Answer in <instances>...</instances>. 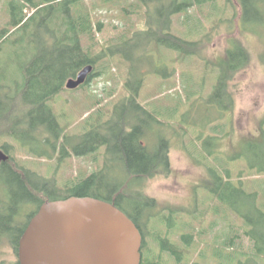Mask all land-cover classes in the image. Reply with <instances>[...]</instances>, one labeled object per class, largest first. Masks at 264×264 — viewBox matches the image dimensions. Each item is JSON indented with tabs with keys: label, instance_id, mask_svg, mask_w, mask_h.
<instances>
[{
	"label": "trees",
	"instance_id": "obj_1",
	"mask_svg": "<svg viewBox=\"0 0 264 264\" xmlns=\"http://www.w3.org/2000/svg\"><path fill=\"white\" fill-rule=\"evenodd\" d=\"M137 1L130 5L133 10H129L130 6L124 10L135 12L144 9L147 15L145 29L135 31L131 36L122 35L117 40L111 39L109 43L100 47L103 48V52L94 51L96 41H93L88 48L83 44L84 37L96 40L97 33L102 32L104 27L102 21L94 22L93 12L87 8L85 0L9 1L10 21L6 27H0V52L10 44L13 46L24 44L21 48L26 55V40L28 45L33 46V50L30 51L31 55L27 61L25 56L20 63V69L11 76L12 78L0 77V124L2 122L9 124L12 136L24 147H29V151L37 156L52 158L53 152L60 149L59 162L62 163L69 155L68 150L70 153L83 156L93 155L100 147H105L106 163L100 171L92 172L89 176L62 188L58 187L55 180L43 177L30 168L11 164V158L8 161H0V243L7 240L18 254L20 237L23 236L25 228L42 204L71 196H90L113 203L137 224L143 236L141 264H168L165 255L176 260L177 264L186 262L190 256L183 254L193 247L194 232L186 230L188 228L185 222L177 219L176 211L171 210L167 215L162 212L152 214L151 210L156 206V201L132 192V189L145 177L170 172L171 138L164 132H158L154 137L151 131L158 127H174L176 123L183 131L182 135H189L192 139L189 149L192 146L199 152L196 155L197 161L210 175L201 188L204 186L208 190L214 202L222 203L227 209L243 218L248 228L245 234L254 245V249L244 250L236 246L233 239L226 240L225 247L229 249V253L225 254L223 245L217 254L219 258L217 264H264V245L255 228L258 221L264 220V203L261 201V195L259 198L260 191H257L258 189L250 191L244 186L242 179H233L232 171L228 166H224L226 169L224 174H221L218 155L211 151L205 152L203 146L198 143L200 132L194 134L193 129L197 131L194 120H185L184 116H181V120H162L142 104L137 96L144 78L141 63L148 59L152 63L151 59L156 49H160V53L163 48L177 51L178 56L175 61H185L189 56L197 54L198 43L201 40L194 41L173 33V17L183 12L189 14V10L195 5L202 6L207 2L217 1ZM240 5L243 25L246 26L254 21L252 14L258 17L256 21L264 22V0H240ZM244 29L254 32V29L246 27ZM231 43L225 53L226 57L217 65V82L207 98L208 105L215 106L221 112L234 108V97L230 92L232 79L236 72L246 69L250 62L248 49L237 40ZM108 54H121L122 58L129 62V78L126 81L129 96L114 106L108 120H102L100 112L96 122H87L80 134L69 136L51 101L66 88L70 78L77 77L78 73L89 64L96 66L98 60ZM100 69L96 67L86 83L80 87L87 86L95 76L100 75ZM161 70L155 68L153 71L161 73L164 77L173 74L167 68L161 67ZM8 112L12 116H6ZM189 121H193L195 126L185 124ZM214 121L213 118L210 123ZM225 125H213L211 128L213 132L208 139L220 140L221 145L228 133ZM42 136L44 141H40ZM75 138L76 140L71 143ZM259 138L264 141V129ZM35 144H42L45 149L43 151L36 149ZM251 145L255 146L253 142ZM68 146L71 147L67 148ZM2 148L8 150L5 145ZM254 154L256 161H252L251 168L258 174L264 175V150L254 151ZM8 155L11 157L10 154ZM243 156L247 157V154L243 152ZM113 172L124 173L128 181L124 180L116 184L109 182L107 177ZM233 194L240 198L229 196ZM129 202L138 205L136 210L127 206ZM29 203L36 205L37 211L27 214V222L21 223L17 217ZM143 209L151 212L143 214L142 212L145 211ZM154 219L159 220L160 223L153 225L151 222ZM161 225L166 227L165 232L158 230ZM180 231H183L180 234L183 247L170 237L173 232L177 235ZM149 236L155 237L159 251L155 252L148 245ZM16 264H20L19 259Z\"/></svg>",
	"mask_w": 264,
	"mask_h": 264
},
{
	"label": "rangeland",
	"instance_id": "obj_2",
	"mask_svg": "<svg viewBox=\"0 0 264 264\" xmlns=\"http://www.w3.org/2000/svg\"><path fill=\"white\" fill-rule=\"evenodd\" d=\"M9 1L0 0V27H6L10 21ZM136 1L85 0L87 8L93 12L94 22L100 20L104 23V27L102 32L97 33L96 40L84 37V46L88 48L93 41H96L94 51L103 52V48L100 47L102 44L109 43L111 39L117 40L122 35L131 36L133 32L145 29L147 15L144 9H138L135 12L124 10ZM216 1V3L207 2L202 6L195 5L189 10V14L183 12L173 17V33L186 39L201 40L198 43L197 54L178 62L175 61L178 56L177 51L163 48L160 53V49H156L151 59L152 63L150 59L141 63L144 78L137 96L142 104L162 120H181V116H184L185 120H194L197 124V131L193 129L194 134L200 132L198 143L203 146L205 152L211 151L218 155V167L221 174H224L225 167L228 166L232 171L233 179H242L244 186L250 191L254 189L260 191L259 198L261 195V201L264 203V175L258 174L251 168L252 161H256L254 151L264 150V141L259 138L264 129V22L256 21L258 17L252 14L254 21L245 26L240 17L242 15L240 0ZM214 4L216 6H213ZM130 7L129 10H133L132 6ZM244 27L254 29V32L245 30ZM234 40L248 49L250 62L246 69L235 73L230 85L235 106L232 110L224 111V114L215 106H209L207 98L217 82V65L226 57L225 53ZM25 44L26 55L21 48L24 44L16 46L10 44L8 48L0 52L2 79L12 78L11 76L20 69V63L25 56L26 61L30 58L33 46L28 45L27 40ZM96 67L101 68L100 75L95 76L87 86L76 89L65 88L51 101L55 113L69 136L80 134L87 122H96L100 112L102 120H108L114 106L129 96V90L126 88L129 62L122 58L121 54H108L98 60L94 70ZM161 67L167 68L173 74L164 77L161 73L153 71L155 68L161 70ZM6 116L12 115L8 112ZM213 118L215 121L210 123ZM185 124L195 126L193 121L185 122ZM215 124H226L225 127L228 130L221 145L220 140L208 139L213 132L211 128ZM9 126L4 122L0 124V149L3 152L8 151L7 153L11 155V164L30 168L43 177L53 179L58 187L64 188L69 183L77 182L105 166V147H100L93 155L83 156L70 153L68 150L69 155L61 163L59 162L60 149L53 152L52 158L37 156L29 151V147H24L12 136ZM152 131L154 137L158 132H164L171 138V170L169 173L161 172L145 177L137 187L132 189V192L156 201V206L151 210L152 214L162 212L167 215L171 210L176 211L177 219L185 222L188 228L186 230L194 232L193 247L183 254L184 256L189 254L190 257L182 264H217L220 248H223V245L225 247L226 240L230 239L244 250L254 249L253 242L245 234L248 228L243 218L227 209L222 203L214 202L208 190L204 186L201 188L210 175L197 161L196 155L199 152L192 146L189 149L192 143L190 136H183V131L176 123L174 127H158ZM44 140L42 136L40 141ZM75 140L76 138L71 140V143ZM240 140L249 142L242 143L239 142ZM251 142L255 144L254 147ZM4 145L8 150L2 148ZM34 147L41 151L45 149L42 144H35ZM69 147L71 146L67 148ZM243 152L247 154V157L243 156ZM122 174L113 172L107 179L115 184L124 180L128 181ZM229 196L236 199L238 197L234 194ZM127 206L132 210L138 207L133 202L127 203ZM36 209V205L30 203L26 205L17 217L18 221L27 222V214ZM143 210H145L143 214L151 212L148 209ZM141 222L144 223L143 220ZM151 223L157 225L160 222L154 219ZM255 228L264 245V220L258 221ZM158 230L165 232L166 227L161 225ZM182 232H178L177 235L173 232L170 235L180 247H183L180 238ZM148 242L155 252L159 251L155 237L149 236ZM224 252L229 253V249L225 247ZM164 257L168 264H177L173 258L167 255ZM18 259L13 246L7 240H3L0 243V264H16Z\"/></svg>",
	"mask_w": 264,
	"mask_h": 264
},
{
	"label": "water",
	"instance_id": "obj_3",
	"mask_svg": "<svg viewBox=\"0 0 264 264\" xmlns=\"http://www.w3.org/2000/svg\"><path fill=\"white\" fill-rule=\"evenodd\" d=\"M85 66L66 86L85 84ZM9 155L0 149V161ZM19 243L20 264H141L143 236L122 209L90 196H71L40 206Z\"/></svg>",
	"mask_w": 264,
	"mask_h": 264
},
{
	"label": "flooded vegetation",
	"instance_id": "obj_4",
	"mask_svg": "<svg viewBox=\"0 0 264 264\" xmlns=\"http://www.w3.org/2000/svg\"><path fill=\"white\" fill-rule=\"evenodd\" d=\"M7 153V152H6ZM25 230H26V228H25Z\"/></svg>",
	"mask_w": 264,
	"mask_h": 264
}]
</instances>
